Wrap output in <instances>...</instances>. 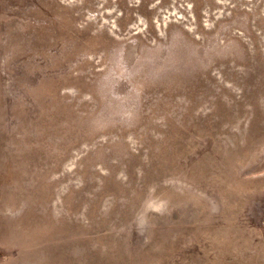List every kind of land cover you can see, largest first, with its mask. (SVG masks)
<instances>
[{
    "label": "rangeland",
    "instance_id": "obj_1",
    "mask_svg": "<svg viewBox=\"0 0 264 264\" xmlns=\"http://www.w3.org/2000/svg\"><path fill=\"white\" fill-rule=\"evenodd\" d=\"M0 264H264V0H0Z\"/></svg>",
    "mask_w": 264,
    "mask_h": 264
},
{
    "label": "bare ground",
    "instance_id": "obj_2",
    "mask_svg": "<svg viewBox=\"0 0 264 264\" xmlns=\"http://www.w3.org/2000/svg\"><path fill=\"white\" fill-rule=\"evenodd\" d=\"M106 12H107V11H106ZM110 12H111V11H110ZM110 12H108V13H110ZM177 14H180V16H183V14H181L180 12L177 11L175 17H177ZM163 15H164V14H163ZM191 15H192V14H191ZM168 18H169V17H167V16L164 15V16L162 17V19H159L158 16H157V17L155 18V22H156L157 25H159V26L161 27L162 24H165V25H166V24L168 23ZM142 22H143V21H142ZM145 23H146V22L144 21L143 24H142L141 26H138L137 28L140 29V30H142V27H143V25H145ZM115 24H116V23H114L113 25H115ZM159 26H158V27H159ZM145 27L147 28L148 25L146 24ZM146 28H145V29H146ZM160 29H161V28H160ZM160 31H161V30H160Z\"/></svg>",
    "mask_w": 264,
    "mask_h": 264
}]
</instances>
